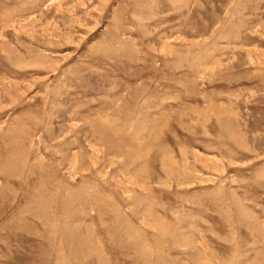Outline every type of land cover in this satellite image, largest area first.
Segmentation results:
<instances>
[{"label":"rangeland","instance_id":"1","mask_svg":"<svg viewBox=\"0 0 264 264\" xmlns=\"http://www.w3.org/2000/svg\"><path fill=\"white\" fill-rule=\"evenodd\" d=\"M0 264H264V0H0Z\"/></svg>","mask_w":264,"mask_h":264}]
</instances>
